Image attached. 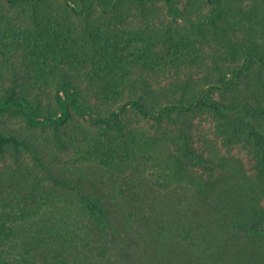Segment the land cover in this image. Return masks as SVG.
Listing matches in <instances>:
<instances>
[{
  "label": "trees",
  "instance_id": "obj_1",
  "mask_svg": "<svg viewBox=\"0 0 264 264\" xmlns=\"http://www.w3.org/2000/svg\"><path fill=\"white\" fill-rule=\"evenodd\" d=\"M231 1L0 0V117L11 113L41 132L91 124L95 150L84 155L89 158L81 168L87 169L70 175L50 158L65 147L62 140L60 146L36 144L0 130V160L32 151L44 173L32 186L33 198H0V264H264L261 80L246 75L240 85L242 67L230 80L209 81L227 100L244 104L231 102L235 108L223 119L239 122L258 112L252 120L259 127L248 123L259 162L246 177L247 198H230L226 187L225 198H210L230 175L244 173L235 164L208 168L194 146L190 119L204 106L219 105L198 80L218 66L224 51L237 53L236 45L229 36L231 44L212 52L201 45L207 38L217 45L218 30L210 24L220 29L228 23L227 14L236 10ZM258 35H251L256 49L244 54L264 67V27ZM13 56L22 65L9 76L1 63ZM192 69L198 80L193 71L158 88L148 76ZM88 96L105 98L108 108L92 113L81 101ZM44 98L53 112L37 108ZM254 100L259 106H250ZM130 108L151 128L128 125L122 117ZM54 189L71 198H40ZM128 244L135 248L132 262Z\"/></svg>",
  "mask_w": 264,
  "mask_h": 264
},
{
  "label": "rangeland",
  "instance_id": "obj_2",
  "mask_svg": "<svg viewBox=\"0 0 264 264\" xmlns=\"http://www.w3.org/2000/svg\"><path fill=\"white\" fill-rule=\"evenodd\" d=\"M238 1L239 0L231 1V7H235L236 10L227 14L226 18L228 23H223L222 28L218 29L210 24L212 31L218 30L219 35L215 38L217 45L211 44L213 38H207V40H204V43L201 45V50L205 49L207 50L206 52H212L216 50L218 45L224 46L226 44H231L230 40H227L229 36L235 42L236 48H234L233 51H236L237 53L224 51L217 59L218 66L213 68L212 71L207 72L206 76H202L199 80L198 69H192L185 73L180 72V74H177L174 71L164 70L148 74L158 88L166 85L176 77L185 80L186 78L184 76L195 71L194 76L196 78L193 79V82L198 80V83L206 87V92L211 100H216V103L219 104L216 106L214 105L213 108L204 106L206 109H199L190 114V119L193 121L194 128V146L199 153L207 158L208 163L206 166L208 168H214L216 166L215 163L217 162L221 165L226 164L227 166H234L233 164H235L238 166L240 172L244 174L236 173L230 175L225 182L217 185L214 191L211 192L212 196L210 198H225L224 187L229 189L231 193L230 198H247L246 177H251L254 174L259 162L257 152L258 147L252 141L251 135H249L251 128L248 124L251 122L253 125L255 124L259 127V124L252 120L255 118L253 115H257L256 113L258 112L246 113L247 117L239 122L234 121L227 116L223 119L222 114L227 115L228 111L233 110L235 106L232 103L236 102L230 99V96L229 100H227L224 96L223 90L212 88L209 84V81H214L220 84V79L223 78L225 80H230L243 67V73H245V75L238 79L237 82H240V85H244L246 75L251 78L254 77L256 80H261L260 87L257 90L261 93H258L257 96L264 97V67H262L254 57L248 56L246 53L244 54L245 50L248 52L252 48L256 49L255 46H253L254 39L251 35H258V29L264 27L262 25V23H264V15L261 14V11L264 10V0ZM209 11L211 12L210 16L212 17L213 12L211 10ZM13 12H17V8L11 6L9 14L15 15ZM202 16L208 18V13L202 14ZM170 18L171 17H169V19ZM133 21L139 23V16H135ZM245 38L246 40L243 41ZM18 57L23 58L24 55L21 54V56ZM14 61L15 57L13 56L11 61L1 63L2 69L5 72L7 71L9 76L14 69H21L22 62L20 64L18 58L16 59V64H14ZM199 72L201 73V70H199ZM191 76L192 75H190V78H192ZM139 79H141V77ZM81 101L83 105L94 114L102 113L108 108V103L105 101V98L96 99L92 96H88L81 98ZM243 105L244 104H237L238 108L241 109ZM250 106H259V102L254 100L250 103ZM263 107L260 108L264 109ZM37 108L42 112L54 111L53 105L45 98L37 104ZM209 110H212V113H209ZM233 112L234 114H238L236 110ZM259 113L263 115V117L261 118L258 116V118L264 122V111L259 110ZM122 118L133 128H151V121L143 118L131 108L126 110V114H123ZM0 130L4 132H15L28 142L36 144L47 142L50 145V141H53L60 146L57 142L62 140L65 143V147L60 146L62 149L57 152L58 157H49L56 161L60 160L63 162L65 166L63 169L70 175H76L81 172L82 169H87L81 168L85 158H89L84 155L93 154V152H95V150L90 147L91 139H88V137L93 134L92 125L83 122L81 123L79 121L75 123L72 122L66 127H60L56 132L50 130L47 132H41L40 130H32L25 125L21 118L8 113L0 117ZM258 130L262 133V138L264 139V129ZM84 137H86L85 141L83 139ZM18 155L19 153L15 155L13 152V155L2 157L0 160V198H33L32 186L37 179L44 176L41 165H38V159L40 157L37 154L32 151H24L23 155H20L19 157ZM94 165L98 166L97 164ZM203 173L208 177L210 176L211 171L204 170ZM1 177L3 178V181ZM50 196H52V198H71L69 195L60 196L55 189L50 191L49 195L46 191H42L40 198H50ZM262 203L264 205V198ZM244 214L247 215L248 212H245ZM260 226L264 228V220L261 221ZM125 253L128 256L127 262H132L135 253L133 245H126Z\"/></svg>",
  "mask_w": 264,
  "mask_h": 264
}]
</instances>
